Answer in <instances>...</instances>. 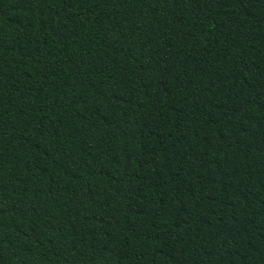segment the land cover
<instances>
[{"label": "trees", "instance_id": "obj_1", "mask_svg": "<svg viewBox=\"0 0 264 264\" xmlns=\"http://www.w3.org/2000/svg\"><path fill=\"white\" fill-rule=\"evenodd\" d=\"M0 264H264V0H0Z\"/></svg>", "mask_w": 264, "mask_h": 264}]
</instances>
